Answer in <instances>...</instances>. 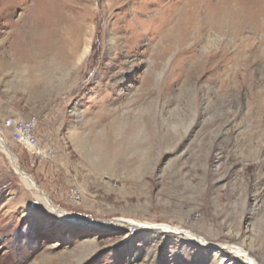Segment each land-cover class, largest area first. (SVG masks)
I'll return each instance as SVG.
<instances>
[{
  "label": "rangeland",
  "instance_id": "obj_1",
  "mask_svg": "<svg viewBox=\"0 0 264 264\" xmlns=\"http://www.w3.org/2000/svg\"><path fill=\"white\" fill-rule=\"evenodd\" d=\"M236 4L0 0V125L51 151L0 145V264L264 263V0Z\"/></svg>",
  "mask_w": 264,
  "mask_h": 264
},
{
  "label": "built area",
  "instance_id": "obj_2",
  "mask_svg": "<svg viewBox=\"0 0 264 264\" xmlns=\"http://www.w3.org/2000/svg\"><path fill=\"white\" fill-rule=\"evenodd\" d=\"M38 122L23 121L14 117L6 118L0 125V143L11 140L18 147L37 158H47L51 151L40 145L38 136ZM68 196L77 200L78 193L70 191Z\"/></svg>",
  "mask_w": 264,
  "mask_h": 264
},
{
  "label": "bare ground",
  "instance_id": "obj_3",
  "mask_svg": "<svg viewBox=\"0 0 264 264\" xmlns=\"http://www.w3.org/2000/svg\"><path fill=\"white\" fill-rule=\"evenodd\" d=\"M187 1V0H186ZM228 2L231 3V6H233V4H237L238 5V8L241 9L242 6H239L240 5V0H227ZM190 3V2H189ZM197 3V2H196ZM197 9V8H196ZM185 10V9H184ZM184 12V11H183ZM194 12V11H193ZM196 12V11H195ZM187 13V11H186ZM225 16L227 17H235L234 14L237 13V10L234 12V11H231V10H226L223 12ZM222 13V14H223ZM188 14V13H187ZM231 19H234V18H231ZM24 121H30V122H36V120L34 118H30V119H27V120H24ZM1 145V144H0ZM2 147L4 149H6V146L5 145H2ZM7 154H10V152L7 151ZM15 169V168H14ZM15 171L21 176V179L26 183V185L29 187V188H34V190L37 191L36 189V186L34 185L33 181L31 180V178L28 176V175H25L23 173H20L18 172L17 169H15ZM37 193H40V199L42 201H44L45 203H48V205L50 207H52V205L49 203L48 199L44 196V194H41V192L37 191ZM126 224L128 226H131V227H134V224L135 222H133L132 220H127L125 221ZM139 225V224H138ZM167 229H169L168 226L166 225H158V226H153V231L154 232H158V233H167ZM178 230V229H177ZM181 230V229H180ZM183 232V233H182ZM179 231V234L180 236H183L184 238H189L191 241L195 242L196 241H203V242H206L203 240L202 237H200L199 235H196V234H193L187 230H182ZM178 233V232H177ZM228 244V243H227ZM223 248H221V252L222 251H226V252H231L234 256H237L238 258L240 259H243L244 261H247L248 264H264L262 261H260L253 250L251 249H247L244 245V243L242 241L240 242H237V244H234L232 246H222ZM225 247V248H224ZM220 253V252H219Z\"/></svg>",
  "mask_w": 264,
  "mask_h": 264
},
{
  "label": "water",
  "instance_id": "obj_4",
  "mask_svg": "<svg viewBox=\"0 0 264 264\" xmlns=\"http://www.w3.org/2000/svg\"><path fill=\"white\" fill-rule=\"evenodd\" d=\"M0 144H1V146H2V145H6V144L3 143V142H1ZM13 167H14L15 169H17L20 173H23V172H21V171L15 166V165H14Z\"/></svg>",
  "mask_w": 264,
  "mask_h": 264
}]
</instances>
